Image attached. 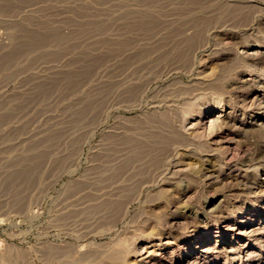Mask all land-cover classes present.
<instances>
[{
	"label": "rangeland",
	"instance_id": "rangeland-1",
	"mask_svg": "<svg viewBox=\"0 0 264 264\" xmlns=\"http://www.w3.org/2000/svg\"><path fill=\"white\" fill-rule=\"evenodd\" d=\"M113 262L264 264V0H0V264Z\"/></svg>",
	"mask_w": 264,
	"mask_h": 264
},
{
	"label": "bare ground",
	"instance_id": "bare-ground-1",
	"mask_svg": "<svg viewBox=\"0 0 264 264\" xmlns=\"http://www.w3.org/2000/svg\"><path fill=\"white\" fill-rule=\"evenodd\" d=\"M1 2H2V1H1ZM7 4H8V3H7ZM2 5H3V4H2ZM5 60H6V59H5ZM9 60H10V58H9ZM6 61H7V60H6ZM7 63H8V62H7ZM203 113H204V112H203ZM182 119H183V117H182ZM184 120H185V119H184ZM199 120H200V119H199ZM168 121H169V120H168ZM182 121H183V120H182ZM182 124H183V122H182ZM183 128H184V127H183ZM183 130H184V129H183ZM169 133H170V132H169ZM171 133H172V132H171ZM176 133H177V131H176ZM181 133H182V132H180V134H181ZM178 134H179V133H177V135H178ZM182 134H183V133H182ZM174 135H175V134H174ZM162 136H163V135H162ZM164 136L166 137V134H165ZM167 136H169V135H167ZM169 138H170V137H167V139H169ZM174 138H175V137H174ZM161 139L166 140V139H164V138H161ZM171 139H173V138H171ZM176 139H178V138H176ZM182 139H183V138H182ZM178 140H179V139H178ZM178 140L176 141V143L179 142ZM184 140H185V137H184ZM168 141H170V139L167 140V142H168ZM171 141H173V144L175 143L174 140H171ZM161 142H162V141H161ZM163 142H164V141H163ZM163 142H162V143H163ZM165 142H166V141H165ZM167 142H166V143H167ZM180 142H182L181 139H180ZM168 144H170V142H169ZM26 172H30V173H31L32 171H28V170H27ZM30 173H28V174H30ZM22 174H23V173H22ZM28 174H26V177L29 176ZM23 175H25V173H24ZM27 175H28V176H27ZM30 175H31V174H30ZM32 176H33V175H32ZM32 176H30V177H32ZM30 177H28V178H30ZM25 179H26V178H25ZM30 179H31V178H30ZM210 227H211V226H210ZM126 249H127V248H126ZM117 250H118V249H117ZM119 250L122 251L123 249L121 250V248H120ZM123 251H124V250H123ZM115 252H116V251H115ZM118 252H119V251H118ZM118 252L115 253V254H114V252H113L112 255H114V256H112V255H110V256H111L112 258L114 257V259H115V258H118ZM120 253H121V252H120ZM121 254H123V252H122ZM121 254H120V256H122ZM121 259H122V258H121ZM122 261H123V260H122ZM113 264H116V263L113 262Z\"/></svg>",
	"mask_w": 264,
	"mask_h": 264
}]
</instances>
